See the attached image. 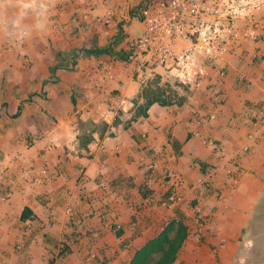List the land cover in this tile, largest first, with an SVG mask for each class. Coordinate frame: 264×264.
Wrapping results in <instances>:
<instances>
[{"label":"crops","instance_id":"0c3cea01","mask_svg":"<svg viewBox=\"0 0 264 264\" xmlns=\"http://www.w3.org/2000/svg\"><path fill=\"white\" fill-rule=\"evenodd\" d=\"M145 3L0 0V264H130L176 208L190 226L174 264L237 259L264 196V138L249 136L264 112V37L230 45L225 78L179 85L178 101L138 116L150 85L139 74L174 79L128 57ZM199 109L208 123L195 124ZM171 175L182 206L166 202ZM204 191L196 234L189 205Z\"/></svg>","mask_w":264,"mask_h":264},{"label":"built area","instance_id":"2783aa9c","mask_svg":"<svg viewBox=\"0 0 264 264\" xmlns=\"http://www.w3.org/2000/svg\"><path fill=\"white\" fill-rule=\"evenodd\" d=\"M264 0H146L139 13L144 23L142 35L128 40V57L147 68L160 67L174 77L182 87L201 88L216 71L220 79L227 74L226 55L230 45L245 38L252 41L264 37ZM89 5L85 18L93 15ZM96 22L107 19L93 16ZM153 75L142 72L140 82L146 84ZM195 124L203 125L211 119L209 111L196 110ZM257 130L249 136L264 138V112L257 111L251 121ZM209 144H214L208 138ZM171 189L166 202L169 206L185 203L182 193L185 181L180 175H171ZM204 190L210 188L207 182ZM9 190L5 198H11ZM206 192L190 203L196 230L208 225L203 212ZM22 244L18 245L21 248ZM91 254L87 262L95 258ZM62 261V258L59 257Z\"/></svg>","mask_w":264,"mask_h":264},{"label":"trees","instance_id":"16d2710c","mask_svg":"<svg viewBox=\"0 0 264 264\" xmlns=\"http://www.w3.org/2000/svg\"><path fill=\"white\" fill-rule=\"evenodd\" d=\"M95 52H111L108 49H98ZM120 58H125L123 54L118 55ZM156 83V82H155ZM154 84H150L143 92L145 103L139 107L138 116L146 117L147 109L155 102L162 105L172 103V100L162 98L157 87V91L151 93ZM163 96L164 93L161 92ZM27 210L23 212L22 218H26ZM264 217V196L257 206L256 212L251 221L250 227L254 228L258 222ZM188 218L184 212L178 208L174 210V217L161 230L157 236L147 241L140 249H138L130 264H174L177 259L179 250L183 246L189 235Z\"/></svg>","mask_w":264,"mask_h":264},{"label":"rangeland","instance_id":"374dc122","mask_svg":"<svg viewBox=\"0 0 264 264\" xmlns=\"http://www.w3.org/2000/svg\"><path fill=\"white\" fill-rule=\"evenodd\" d=\"M149 83L154 84L151 93L157 91L158 87V94H160L161 99L178 101V98H180L178 95L183 92L182 89L184 88L179 87L174 79L162 82L156 75L150 79ZM161 92L164 93L163 96ZM196 234H199V232ZM244 237L240 253L232 264H264V217L258 222L257 226L250 227Z\"/></svg>","mask_w":264,"mask_h":264}]
</instances>
